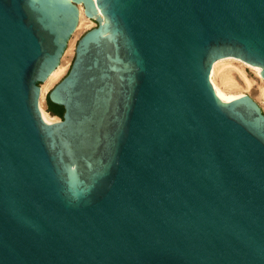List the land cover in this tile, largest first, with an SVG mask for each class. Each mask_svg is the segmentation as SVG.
<instances>
[{
  "label": "water",
  "instance_id": "1",
  "mask_svg": "<svg viewBox=\"0 0 264 264\" xmlns=\"http://www.w3.org/2000/svg\"><path fill=\"white\" fill-rule=\"evenodd\" d=\"M225 56L264 77V0H0V264H264V109L216 94Z\"/></svg>",
  "mask_w": 264,
  "mask_h": 264
},
{
  "label": "bare ground",
  "instance_id": "2",
  "mask_svg": "<svg viewBox=\"0 0 264 264\" xmlns=\"http://www.w3.org/2000/svg\"><path fill=\"white\" fill-rule=\"evenodd\" d=\"M79 9V18L78 24L73 32V36L78 34L84 25H89L91 20L84 13V9L81 3H78ZM72 37L68 41V46L62 56H65L66 53L70 50L72 43ZM69 49V50H68ZM71 51V50H70ZM71 53V52H69ZM68 53V55H69ZM64 60V58H63ZM66 60L65 62H67ZM65 62L61 60L60 64L50 73L46 82V86L51 85L55 82L65 71ZM249 67L250 70L254 73L257 81L253 85V80L247 76L245 73L246 68ZM210 80L216 94L222 99H232L243 95V89L249 91L251 94H256L257 98L264 99V77L260 75L259 69L257 66L243 61L239 57L235 56H225L219 59H216L212 63V68L210 72ZM45 85H40V97H39V110L40 115L46 122H53L58 120L56 115H51L45 108L42 102L46 87Z\"/></svg>",
  "mask_w": 264,
  "mask_h": 264
},
{
  "label": "rangeland",
  "instance_id": "3",
  "mask_svg": "<svg viewBox=\"0 0 264 264\" xmlns=\"http://www.w3.org/2000/svg\"><path fill=\"white\" fill-rule=\"evenodd\" d=\"M95 24L93 23V21L91 20V23L89 24V25H84V27L82 26V28L80 29L81 31L78 33V34H76L75 36H71L72 37V45L70 46V50L68 51V53L69 52H71V53H69V55H68V53H66L65 54V56L63 57L64 58V60H63V58H62V61L63 62H65L66 60H68L67 62H65V71L63 72V74L59 77V79L66 73V71H67V69H68V67H69V65H70V62H71V60H72V57H73V53H74V46H75V43H76V40L78 39V37L85 31V30H87L88 28H90V27H92V26H94ZM68 46V45H67ZM245 73L247 74V76L249 77V78H251L252 80H253V85L255 84V82L257 81V78L255 77V75H254V73L250 70V68L249 67H247L246 68V70H245ZM59 79H57L55 82H53L51 85H48V87L46 86V82H42L41 84H43V85H45L47 88H46V90H45V93H44V96H43V98H42V102H43V105H44V108L46 109V93L49 91V89L59 80ZM243 91V93H247V94H249V95H251L259 104H260V106H261V108L262 109H264V99H262V98H257L256 97V94L254 95V94H251L249 91H247V90H242Z\"/></svg>",
  "mask_w": 264,
  "mask_h": 264
},
{
  "label": "trees",
  "instance_id": "4",
  "mask_svg": "<svg viewBox=\"0 0 264 264\" xmlns=\"http://www.w3.org/2000/svg\"><path fill=\"white\" fill-rule=\"evenodd\" d=\"M46 100H47L49 110L52 111L54 114L61 116L63 113V107L61 105H57V104L51 102L48 99V97L46 98Z\"/></svg>",
  "mask_w": 264,
  "mask_h": 264
},
{
  "label": "built area",
  "instance_id": "5",
  "mask_svg": "<svg viewBox=\"0 0 264 264\" xmlns=\"http://www.w3.org/2000/svg\"><path fill=\"white\" fill-rule=\"evenodd\" d=\"M93 21V23L95 24V21L94 20H92Z\"/></svg>",
  "mask_w": 264,
  "mask_h": 264
}]
</instances>
